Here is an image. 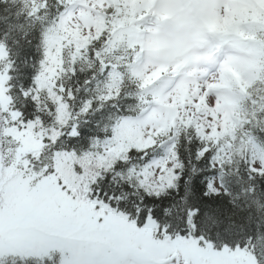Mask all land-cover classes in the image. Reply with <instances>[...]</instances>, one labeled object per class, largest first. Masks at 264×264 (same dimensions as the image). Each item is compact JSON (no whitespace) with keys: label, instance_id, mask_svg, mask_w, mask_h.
Returning <instances> with one entry per match:
<instances>
[{"label":"snow or ice","instance_id":"snow-or-ice-1","mask_svg":"<svg viewBox=\"0 0 264 264\" xmlns=\"http://www.w3.org/2000/svg\"><path fill=\"white\" fill-rule=\"evenodd\" d=\"M0 264H264V0H0Z\"/></svg>","mask_w":264,"mask_h":264}]
</instances>
